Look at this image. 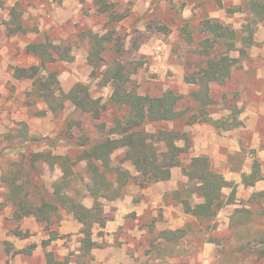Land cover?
Wrapping results in <instances>:
<instances>
[{
  "label": "rangeland",
  "instance_id": "1",
  "mask_svg": "<svg viewBox=\"0 0 264 264\" xmlns=\"http://www.w3.org/2000/svg\"><path fill=\"white\" fill-rule=\"evenodd\" d=\"M105 1L106 13L100 12L102 4L98 0H0V175L5 161L20 160L31 152L76 156L78 148L65 139L64 130L70 122H73L71 131L77 142L82 135L90 140L101 135L87 114L74 110L69 104L62 111H46L40 115L47 107L29 93L32 81L14 79L13 70L37 66L42 74L56 71L57 88L61 91L67 92L81 82L89 85L94 99L100 98L106 103L112 88L101 86L99 79L91 77L92 67L87 56L91 47L89 33L99 36L111 33L113 40L120 37L126 43L121 60L134 72L128 85L130 90L151 97L173 91L183 97L177 106L178 111L185 113L182 121L151 125L146 131L154 133L161 128H175L185 132L190 149L182 156V165L191 158L206 157L211 169L230 182V186L223 189L224 196L230 195L233 186L237 189L234 205L218 212L213 229L184 213L182 199L192 203L199 199L189 198L193 185L182 174L181 167L171 169L167 181L146 187L132 183L122 199L105 203L104 211L110 221L103 229L96 228L93 232L96 248L91 252V264H264V258L257 260L255 245L248 246L246 256L240 252L229 258L228 251L237 248L235 239L226 247L227 242L223 240L219 248L207 242L212 234L226 235L234 208L249 201L253 193L264 191V22L251 25L254 43L246 47L245 55L238 49L229 53L234 60L229 78L210 86L214 103L207 109L208 117L232 122L230 116L234 110L235 120L240 122L237 128L225 131L206 121L185 124L186 118L195 113V105L190 97L192 87L185 83L184 77L195 69L199 51L196 44L203 38L201 21L217 19L241 35L253 19L246 0H220V5L216 0ZM13 7L26 30L24 34L8 35L6 24ZM238 8L241 11H237ZM189 38L193 43H188ZM33 43L53 44L58 47L56 51L71 47L72 60L44 66L38 57L25 51ZM240 46L238 43L237 48ZM111 54L107 52L105 57L110 59ZM114 114H120V110L109 106L104 118L108 130ZM20 123L27 125L28 133L36 141L24 143L13 152L9 146L15 143ZM123 152L113 154L116 162ZM132 172L135 174L133 169ZM34 176L36 182L49 189L59 172L41 168ZM243 178L257 181L252 187L244 188ZM5 190L0 181V264H45L47 253L59 259L77 250L81 226L71 216L57 226L62 239L43 247L41 243L48 236L42 226L31 217L19 223L14 221L12 208L5 200ZM175 191L181 193L179 198H175ZM260 202L264 206V197ZM83 204L92 207L93 200L85 198ZM255 215L264 219L260 210ZM187 224L190 233L179 243L177 257L162 260L153 247L161 240L159 233ZM17 226L27 230L30 236L24 240L11 236L10 231ZM5 242L11 243L14 249L6 252ZM31 244L37 246L31 255L14 254L16 249ZM162 250L163 257L168 255L166 249Z\"/></svg>",
  "mask_w": 264,
  "mask_h": 264
},
{
  "label": "trees",
  "instance_id": "2",
  "mask_svg": "<svg viewBox=\"0 0 264 264\" xmlns=\"http://www.w3.org/2000/svg\"><path fill=\"white\" fill-rule=\"evenodd\" d=\"M98 2L102 4L100 12L106 13V1ZM216 3L221 4L220 0H216ZM246 7L253 16V22L244 27L241 35L217 19L206 18L201 21L200 34L203 38L196 44L199 51L195 69L184 77L185 83L192 87L190 97L195 105V113L186 118V125L206 121L225 131L240 125V122L235 120L234 110L230 116V120H233L228 122V119L213 120L208 117L207 109L214 103L209 93L211 84L226 81L232 72L234 60L229 53L238 49L242 56L245 55L246 47L254 43V28L251 25L264 22V0H246ZM237 11H241L240 8ZM121 18L122 16L118 19ZM9 21L6 24L8 35L26 32L15 7L10 10ZM111 35L107 33L99 36L89 33L91 47L87 56L88 64L92 67L91 77L94 80L99 79L101 86L109 85L112 88V94L106 103L100 98L94 99L89 85L81 82L76 83L67 92L61 91L57 88L56 71H46L42 74L37 66L15 67L13 70L14 79L32 81L29 93L47 107L39 112L40 115L46 111H62L69 104L74 110L87 114L93 126L101 133L94 140L82 135L77 142L71 131L73 122H70L64 130L65 139L78 148L76 156L38 151L31 152L20 160H7L2 165L0 181L6 189L5 200L12 208V218L19 223L31 217L40 224L48 236L41 243L43 247L62 239L57 226L66 217L71 216L81 226L77 250L59 259L52 253H47L45 264H91V252L96 248L93 232L96 228L103 229L110 221L104 211L105 203L122 199L126 195L127 187L132 183L146 187L152 183L169 180L171 169L175 167H181L182 174L193 185L189 198L199 199L197 203L182 199L180 203L184 213L200 223H207L208 228L215 229L214 221L218 212L225 206L234 205L235 202L237 188L233 186L230 195L225 197L223 189L229 187L230 182L211 169L206 157H194L182 165V156L190 149L185 132L175 128H161L154 133L146 131L151 125L182 121L185 113L178 111L177 106L183 97L173 91L151 97L130 90L128 85L134 72L127 69L128 65L121 60L126 43L120 37L113 40ZM188 43H193L192 38L188 39ZM238 43H241L239 48ZM218 47L223 50L215 51L219 50ZM57 49L53 44L33 43L25 51L38 57L44 66L72 60L71 47L60 51H56ZM107 52H112L110 59L105 57ZM109 106L120 110V114L111 116L108 130L104 118ZM19 125L21 128L14 136L15 143L9 146L13 152L24 143L36 141V138L28 133L25 123ZM181 142L182 146L179 144ZM120 150L124 152L116 162L113 154ZM41 168L59 172L49 189L36 182L34 173ZM243 181L245 186H253L257 180L243 178ZM180 194L175 191V198H179ZM262 197L264 191H259L253 193L249 201L241 202L240 206L233 210L227 234H212L207 242L219 248L223 240L227 242L224 245L226 247V244L235 239L237 248L236 251H228L229 258L240 252L246 256L249 253L248 246L255 245L258 247L257 260L263 259L264 219L255 215V212L260 210L264 216V206L260 202ZM85 198L93 200L92 207L83 204ZM189 233L188 224L177 229L162 230L159 233L161 240L153 246L155 252L162 260L166 257H177V247ZM10 234L19 240L30 236L27 230L18 226L13 228ZM5 245L6 252L14 249L9 242H5ZM36 247L31 244L23 249H16L14 254L28 256ZM162 249L167 250L168 255L165 257L162 255Z\"/></svg>",
  "mask_w": 264,
  "mask_h": 264
},
{
  "label": "crops",
  "instance_id": "3",
  "mask_svg": "<svg viewBox=\"0 0 264 264\" xmlns=\"http://www.w3.org/2000/svg\"><path fill=\"white\" fill-rule=\"evenodd\" d=\"M242 187H244V188H245V187H246V188H249V187H252V186H245V185H244V186H242ZM109 224H111V222H110ZM108 227H109V225H108ZM59 233H60V232H59ZM93 253H94V252H93Z\"/></svg>",
  "mask_w": 264,
  "mask_h": 264
}]
</instances>
